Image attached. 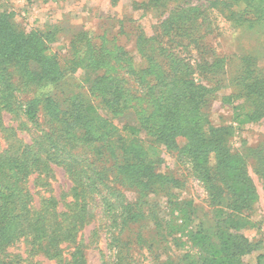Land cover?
Segmentation results:
<instances>
[{
	"label": "rangeland",
	"instance_id": "obj_1",
	"mask_svg": "<svg viewBox=\"0 0 264 264\" xmlns=\"http://www.w3.org/2000/svg\"><path fill=\"white\" fill-rule=\"evenodd\" d=\"M142 1L0 0V12L13 15V23L47 36L48 53L56 55L64 70L58 82L28 85L9 65L17 97L37 105L40 125L2 110L0 150L19 140L36 142L44 154L57 152L63 159L68 151L83 169L80 184L63 166L49 163L51 175L37 186L36 175L30 176L28 185L36 207L53 196L59 211L83 209L88 218L74 242L61 243L60 257L50 258L19 240L5 250L13 264H71L74 257H82L81 264H264V110L243 125L233 118L236 105L255 108L239 96L243 92H238L236 78L245 68V57L254 58L264 74V30L238 25L219 0H181L158 12L138 9L135 3ZM170 17L187 18L182 35L164 31ZM137 32L142 36L138 42ZM87 40L110 61L96 73L79 61ZM147 56L155 73L183 65L197 83L216 87L208 105L210 121L232 128L228 147L240 160L245 179L221 170L214 154L195 161L180 140L177 148L159 147L153 168L162 183L142 189L119 174L118 160L104 144L63 133L52 110L80 94L118 128L137 127L139 114L150 109L147 88L135 76L137 68H146ZM105 68L114 70L126 90L128 106L121 114L108 113L101 95L91 89ZM139 137L149 141L145 131ZM72 200L76 203L69 204Z\"/></svg>",
	"mask_w": 264,
	"mask_h": 264
},
{
	"label": "trees",
	"instance_id": "obj_2",
	"mask_svg": "<svg viewBox=\"0 0 264 264\" xmlns=\"http://www.w3.org/2000/svg\"><path fill=\"white\" fill-rule=\"evenodd\" d=\"M180 1L143 0L135 4L138 9L158 12L178 6ZM219 4L238 25L264 30V0H219ZM12 16L0 12V125L1 111L6 110L20 113L34 126H39L38 107L32 102L24 104L17 97L9 65L28 85L58 82L63 78L64 70L56 55L48 53L47 36L41 31H27L16 25ZM184 20L187 18L170 17L164 31L170 33L175 30L182 35L186 31L182 29L186 24ZM84 34L82 31L80 35ZM135 37L138 42L142 36L137 32ZM86 45L85 57L79 59L80 64L96 73L110 61L104 59L102 48L93 46L89 40ZM120 51L129 55L124 49ZM150 60L151 56H147L146 68H137L135 75L150 96V109L143 116L139 114L137 127L127 125L118 128L109 117L97 111L92 100L80 94L64 100L62 108L57 106L52 110V116L62 124L63 133L66 136L77 133L82 140L104 144L109 154L118 160L119 174L133 180L142 189L153 190L156 183H162L153 168L159 147L177 148L180 140L184 141V151L190 153L195 161L214 154L221 170L231 173L234 179H245L239 170L240 160L228 147L227 135L232 128L215 127L210 121L208 105L214 98L216 87L197 83L185 73L183 65H166L168 68H161L162 73H155ZM241 61L245 68L236 78V88L243 92L239 96L246 97L255 108H251L252 105L234 107V122L239 125L256 120L260 117L258 111L264 110V74L257 68L254 58L245 57ZM112 71L105 68L102 74H96L91 89L101 95L108 113L117 115L127 109L128 101L126 90ZM141 131L146 132L149 141L139 137ZM42 150L36 142L19 144V140L0 150V264H13L5 250L19 240L27 241L50 258L60 257L61 243L74 242L76 232L88 221L83 209L59 211V202L53 196L35 206L28 178L36 175L37 186L41 178L51 175L49 163L63 166L77 184L83 181L80 177L83 169L77 167L68 151L66 159H63L57 152L44 154ZM74 203L72 200L69 204ZM74 258L76 260L71 264L83 262L82 257Z\"/></svg>",
	"mask_w": 264,
	"mask_h": 264
}]
</instances>
